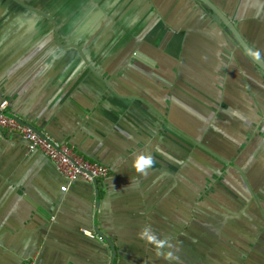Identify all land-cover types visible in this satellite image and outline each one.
Masks as SVG:
<instances>
[{
    "label": "crops",
    "instance_id": "0c3cea01",
    "mask_svg": "<svg viewBox=\"0 0 264 264\" xmlns=\"http://www.w3.org/2000/svg\"><path fill=\"white\" fill-rule=\"evenodd\" d=\"M211 1L264 59V0ZM0 92L110 169L63 193L0 130V264H264V72L199 0H0Z\"/></svg>",
    "mask_w": 264,
    "mask_h": 264
},
{
    "label": "built area",
    "instance_id": "2783aa9c",
    "mask_svg": "<svg viewBox=\"0 0 264 264\" xmlns=\"http://www.w3.org/2000/svg\"><path fill=\"white\" fill-rule=\"evenodd\" d=\"M0 130L7 133L19 134L27 143L28 152L42 153L55 167L65 183L60 187L61 192L68 191V185L82 179L95 184L106 178L110 169L100 163L89 161L78 154L73 146L61 143L51 136L34 129L21 120L9 109V104L0 92ZM86 235H91L87 230ZM20 264H36L35 259H27Z\"/></svg>",
    "mask_w": 264,
    "mask_h": 264
},
{
    "label": "clouds",
    "instance_id": "9594fccd",
    "mask_svg": "<svg viewBox=\"0 0 264 264\" xmlns=\"http://www.w3.org/2000/svg\"><path fill=\"white\" fill-rule=\"evenodd\" d=\"M250 55L255 59H260L259 51H252L249 50ZM153 166V160L151 155L146 153H137L134 155L132 160V168L135 170L136 173L141 175H146L148 169ZM139 239L144 240L146 243L154 245L157 249V254H159V249L162 247L171 248V244L168 243L166 240L158 238L156 234L152 231L150 226H144L141 230L137 233ZM172 253L169 252L165 259H173Z\"/></svg>",
    "mask_w": 264,
    "mask_h": 264
},
{
    "label": "water",
    "instance_id": "95a60500",
    "mask_svg": "<svg viewBox=\"0 0 264 264\" xmlns=\"http://www.w3.org/2000/svg\"><path fill=\"white\" fill-rule=\"evenodd\" d=\"M201 3H203L215 16V19L218 23L224 25L226 29L230 32V34L233 36L236 43L240 46V48L243 50V52L246 54V56L264 72V59L260 57V59H255L250 55L249 50L254 51L244 40L242 35L240 34L239 30L237 29L236 25L211 1V0H199ZM192 141L200 146L201 148L205 149L206 151L212 153L209 149L202 146L198 141L193 140ZM214 156L219 158L220 160L224 161L221 157L218 155L212 153Z\"/></svg>",
    "mask_w": 264,
    "mask_h": 264
}]
</instances>
